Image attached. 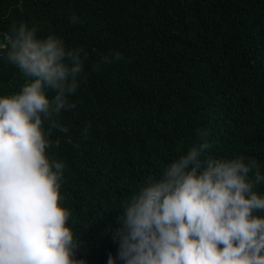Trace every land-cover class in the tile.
Here are the masks:
<instances>
[{
    "label": "trees",
    "instance_id": "1",
    "mask_svg": "<svg viewBox=\"0 0 264 264\" xmlns=\"http://www.w3.org/2000/svg\"><path fill=\"white\" fill-rule=\"evenodd\" d=\"M22 22L87 53L76 106L59 117L68 132L51 129L60 146L46 149L65 165L60 206L77 259L115 258L125 205L192 147L209 144L202 165L243 156L264 175V0H0V42ZM25 80L0 59V98ZM254 191L264 196V183Z\"/></svg>",
    "mask_w": 264,
    "mask_h": 264
},
{
    "label": "clouds",
    "instance_id": "2",
    "mask_svg": "<svg viewBox=\"0 0 264 264\" xmlns=\"http://www.w3.org/2000/svg\"><path fill=\"white\" fill-rule=\"evenodd\" d=\"M37 31L12 24L0 42V59L26 78L19 93L0 98V264H85L67 226L71 213L60 206L65 165L46 155L60 146L48 138L51 129L68 132L59 117L76 106L69 97L79 87L83 49ZM120 58L102 56L93 71ZM208 147H192L132 196L107 264H264V216L254 214L264 212V196L254 191L264 183L260 166L243 156L202 165Z\"/></svg>",
    "mask_w": 264,
    "mask_h": 264
}]
</instances>
